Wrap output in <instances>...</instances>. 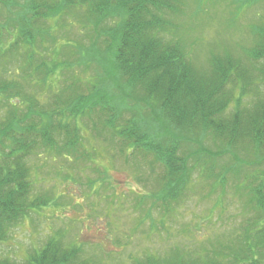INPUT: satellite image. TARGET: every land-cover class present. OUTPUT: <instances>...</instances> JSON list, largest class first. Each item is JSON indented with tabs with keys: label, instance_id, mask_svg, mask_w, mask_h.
Masks as SVG:
<instances>
[{
	"label": "trees",
	"instance_id": "1",
	"mask_svg": "<svg viewBox=\"0 0 264 264\" xmlns=\"http://www.w3.org/2000/svg\"><path fill=\"white\" fill-rule=\"evenodd\" d=\"M24 1L25 17L14 25L0 24V244L12 228L51 201L47 193L33 195L30 160L49 153L93 164L96 149L90 138H102L132 167L151 170L152 192L136 196V207L151 201L139 220L150 219L153 207L167 214L181 206L190 197L185 190L196 173L200 178L195 181L226 186L230 171L213 173L215 167L207 166L208 158L199 152L204 147L190 152L185 142L209 139L245 158L255 157L248 162L257 167L264 161L263 16L250 29L252 45L242 49V56L226 49L200 65L190 57L183 36L187 29L176 22L185 11L183 0ZM260 1L247 0L250 5ZM78 9L83 10L82 27H91L95 40L89 46L73 39L67 40L70 48L57 44L54 32ZM113 19L114 26L104 27ZM88 53L98 57L91 67L94 79L86 75L89 65L83 59ZM99 72L116 74L112 82L120 90V102L134 95L152 104L153 112L142 118L124 116L116 96L102 92L105 82ZM43 83L50 88L59 83L47 102L29 93ZM223 155L219 151L213 159ZM238 168L232 169L235 177L240 176ZM145 170L136 173L135 181L147 183ZM257 177L244 180L252 186ZM258 178L247 201L256 217L242 230L243 245L223 248L221 256L206 252L204 257L161 261L146 256L135 264H264V179ZM83 254L81 246L65 243L58 231L24 262L0 257V264H95Z\"/></svg>",
	"mask_w": 264,
	"mask_h": 264
},
{
	"label": "rangeland",
	"instance_id": "2",
	"mask_svg": "<svg viewBox=\"0 0 264 264\" xmlns=\"http://www.w3.org/2000/svg\"><path fill=\"white\" fill-rule=\"evenodd\" d=\"M24 2L0 0V24L14 25L16 19L25 17L27 7ZM183 3L185 11L176 18V22L182 23L181 29H187L183 36L186 37L190 57L200 65L206 63L212 53L226 49H234L230 50L234 51L233 55L242 56V49L252 45L250 29L261 23V17H264V0L254 5L247 0H183ZM73 11L66 18V24L54 32L56 43L68 44L66 48H70L73 44L67 40L73 39L89 46L95 40L92 28L82 27V9ZM115 24L113 19L104 23V27ZM97 58V54L88 53L83 59L89 65L87 78H95L96 73L91 67H96ZM99 75L105 82L100 86L102 92L116 96V102H120L117 97L120 90L112 82L116 74L102 75L99 72ZM57 78L60 80L59 75ZM33 81L36 83V79ZM56 84L50 88L43 83L38 91L29 93L47 102L57 93L59 83ZM138 99L133 95L119 103L124 116L142 118L153 112L152 104H144ZM89 141L96 149L93 164L69 161L49 153L30 160L33 195L47 193L51 201L41 212L31 213L10 230L7 241L0 244V257L24 262L33 249L41 247L58 231L65 243L75 241L82 247L83 256L94 259L95 264H135L146 256L160 261L176 256L187 259L189 256L204 257L206 252L210 255L216 252L221 256L223 248L243 245L242 230L247 221L256 217V213L247 208L249 191L260 183L258 177L264 179V161L257 167L256 163L250 162L255 157L245 158L241 151H229L209 139L185 142L183 146L190 152L200 150L201 145L204 147L205 150L199 152H204L208 158L207 166L215 167L213 173L218 174L223 169L230 171L226 186L222 189L210 180L195 181L200 178L196 173L185 190L190 197L181 206L167 214L153 207L150 219L139 220L146 214L151 201L139 208L136 207L139 201L136 196L145 194V191L152 192L151 170L144 165L138 170L117 158L100 137ZM86 147L91 151L88 145ZM219 151L225 155L213 159ZM143 168L146 169V185L135 181ZM236 168L240 171V178L233 173ZM250 176L257 177L252 186L244 180H249ZM261 185L264 187V180ZM261 218L264 225V214ZM210 255L208 257L211 258Z\"/></svg>",
	"mask_w": 264,
	"mask_h": 264
}]
</instances>
